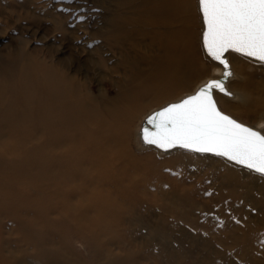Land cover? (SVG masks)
<instances>
[{"label": "bare ground", "instance_id": "6f19581e", "mask_svg": "<svg viewBox=\"0 0 264 264\" xmlns=\"http://www.w3.org/2000/svg\"><path fill=\"white\" fill-rule=\"evenodd\" d=\"M192 1H117L119 6L133 8L136 18H120L115 30L131 39V27H137L144 62L150 68L134 67L136 76L111 97L94 96L52 65L37 68L13 62L2 67L8 63H0V264H143L142 253L129 246L131 234L124 224L138 196L144 195L154 178L161 179L158 173L169 162L137 154L132 126L144 109L187 88L183 80L192 66L196 33L180 18L191 17ZM195 4L199 11L198 0ZM202 32L203 22L201 45ZM150 50L153 54L146 55ZM229 53L234 52L226 53L227 59ZM231 70L226 83L231 95L214 93L224 111H230L228 101L237 98L228 86L235 78ZM221 73L214 63L211 76L195 89ZM253 126L264 133V119ZM139 138L144 144L140 134ZM154 233L166 235L162 229ZM235 241L233 251L215 253L216 259L225 257L233 264L231 256L247 257L256 250V243L264 241V233L247 229ZM162 251L153 255L156 264L160 257L178 263L175 253Z\"/></svg>", "mask_w": 264, "mask_h": 264}, {"label": "rangeland", "instance_id": "374dc122", "mask_svg": "<svg viewBox=\"0 0 264 264\" xmlns=\"http://www.w3.org/2000/svg\"><path fill=\"white\" fill-rule=\"evenodd\" d=\"M117 1L0 0V63H8L2 67L13 62L36 64L37 68L40 64L52 65L74 77L94 96H113L120 85L136 76L135 69L150 68L144 62V45L136 36L137 27H131V39L115 30L120 18H136L133 8L119 6ZM192 9L190 18H180L187 21V29L196 33L192 66L183 80L186 90L144 109L132 126L137 154L169 162L158 173L162 180L154 178L144 195L138 196L124 224L131 234L129 246L142 253L143 264H156L153 255L163 253L162 249L175 253L179 264H228L225 257L216 259L215 253L233 251L235 239L243 238L247 229L264 233V176L221 157L183 149L162 152L140 142L145 116L191 93L211 76L214 63L202 50V22L195 0ZM147 53L153 54L152 50ZM228 59L235 75L228 86L237 98L228 101L230 111H222L254 127L258 119H264V64L235 53H229ZM146 60L149 62V58ZM219 98L225 100L223 96ZM2 222L9 226L6 219ZM157 229L166 235L155 236ZM256 246L247 257L231 256L232 263L264 264V241ZM157 260V264H170L164 257Z\"/></svg>", "mask_w": 264, "mask_h": 264}, {"label": "snow or ice", "instance_id": "6c2138e0", "mask_svg": "<svg viewBox=\"0 0 264 264\" xmlns=\"http://www.w3.org/2000/svg\"><path fill=\"white\" fill-rule=\"evenodd\" d=\"M198 5L204 49L223 66V76L153 113L146 121L151 130L142 128L141 138L164 151L180 147L211 153L264 176V133L225 114L214 95H231L226 82L232 72L225 53L264 64V0H198Z\"/></svg>", "mask_w": 264, "mask_h": 264}, {"label": "water", "instance_id": "95a60500", "mask_svg": "<svg viewBox=\"0 0 264 264\" xmlns=\"http://www.w3.org/2000/svg\"><path fill=\"white\" fill-rule=\"evenodd\" d=\"M200 14H201V13H200ZM201 17H202V15H201ZM202 22H203V18H202ZM203 31H204V24H203ZM202 48H203V52H204V54L206 55V57H208V59H210L213 63L218 64L216 61H213V60L211 59V57H209V56L207 55V53H206V51H205V49H204V44H203V32H202ZM237 54H238V53H237ZM225 55H226V53H225ZM218 65L222 68V73H221L220 77L216 78V80L222 78V76H223V71H224L223 66L220 65V64H218ZM230 69H231V67H230ZM231 72H232V70H231ZM229 79H230V78H229ZM229 79H228V80H229ZM210 80H214V79H208V80H206V82H204L203 84L199 85V86L195 89V91H194L192 94H189V95H194V94H195L200 88L204 87V86H205ZM228 80H227V81H228ZM226 83H227V82H226ZM218 93H219V92H218ZM189 95H187V96H189ZM187 96H184V97L181 98L180 100H178V101H176V102H172V103L180 102L182 99L186 98ZM169 104H171V103H169ZM169 104L165 105L164 107L168 106ZM164 107H162V108H164ZM162 108L157 109V110L151 112L149 115H147V116L144 118V120H143V122H142L141 131H142V128H144V127H147V128H149V129L151 130V125H148L146 121H147L148 117H150L151 115H153V113H155V112L161 110ZM246 126H247V125H246ZM248 127H249V126H248ZM253 129H254V128H253ZM254 130H255V129H254ZM140 137H141V133H140ZM141 139H142V138H141ZM142 141H143V140H142ZM143 143H144V142H143ZM144 144H145V143H144ZM151 146H153V145H151ZM153 147H155V146H153ZM155 148L158 149V150H160V151H164V150H161V149H159V148H157V147H155ZM175 148H180V147H175ZM172 149H174V148H171V149H169V150H172ZM181 149H183V148H181ZM185 150H186V149H185ZM167 151H168V150H167ZM192 152H195V151H192ZM195 153L216 156V155L211 154V153H200V152H195ZM216 157H220V156H216ZM221 158H223V157H221ZM223 159H224V158H223ZM225 160H227V159H225ZM227 161H229V160H227ZM229 162H231V161H229ZM231 163H233V162H231ZM233 164H235V163H233ZM236 165H237V164H236ZM238 166H239V165H238Z\"/></svg>", "mask_w": 264, "mask_h": 264}]
</instances>
